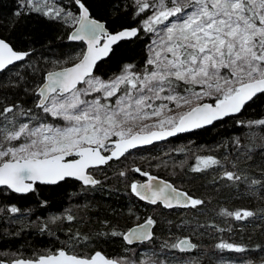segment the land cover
Here are the masks:
<instances>
[{
	"label": "trees",
	"instance_id": "1",
	"mask_svg": "<svg viewBox=\"0 0 264 264\" xmlns=\"http://www.w3.org/2000/svg\"><path fill=\"white\" fill-rule=\"evenodd\" d=\"M22 2L0 0V37L14 49L29 52L25 60L0 72V111L16 106L0 117V127L10 121L17 126L27 122L30 116L21 112L28 110L44 122H55L57 119L35 107V90L48 70L71 64L83 51L81 42L67 39L73 25L35 11L31 5L22 7ZM81 2L111 32L140 29L137 36L113 46L93 74L101 80L113 79L125 65L142 72L149 58L151 33L143 26L149 11L137 14L134 0ZM51 4L70 13L79 12L75 0H52ZM17 11L21 15L17 16ZM178 91L184 93L183 88ZM260 120H264V93L256 95L235 116L129 151L93 169L99 181L95 185L66 179L56 185L38 184L36 191L27 194L0 188V264L17 258L33 259L59 248L89 256L101 251L114 259L129 258L148 248L152 253L148 258L154 261L175 255L184 260L179 264H230L218 261L229 255L243 264H264V125L249 123ZM207 157L219 163L204 168L201 159ZM198 166L201 170L194 171ZM225 172H234L241 179L229 180ZM144 173L164 178L204 203L171 209L147 204L131 191V183ZM253 180L260 183L253 185ZM12 206L19 211L12 213ZM244 210L253 215L236 219L225 214ZM149 216L154 221L152 239L127 245L122 238L125 230ZM181 237L190 238L194 249L181 252L171 247ZM222 242L245 251L219 248ZM128 258L122 264H128Z\"/></svg>",
	"mask_w": 264,
	"mask_h": 264
},
{
	"label": "snow or ice",
	"instance_id": "2",
	"mask_svg": "<svg viewBox=\"0 0 264 264\" xmlns=\"http://www.w3.org/2000/svg\"><path fill=\"white\" fill-rule=\"evenodd\" d=\"M75 2L81 10L78 19L70 12L46 4L42 9L41 0H23L21 5H31L33 10L43 11L52 18H60L62 12L66 21L72 18L79 27L69 39L86 40L87 51L79 54L78 62L71 67L48 72L47 82L38 88L35 107L63 123L44 122L28 110L21 112L30 116L27 122L17 126L10 121L11 130L0 127V185L16 193L34 192L37 184L56 185L68 178L95 185L99 181L87 174L89 168L119 159L138 145L238 113L253 96L264 93V0H135L137 14L152 11L143 21L144 29L156 36L149 48L151 54L142 72L133 65H125L120 75L107 82L93 74L96 62L112 51V45L137 36L140 29L110 33L103 23L90 18L89 9L81 0ZM16 15L21 12L17 11ZM28 55L15 51L0 38V70ZM180 88L184 95L178 91ZM205 97L214 98L215 103L198 102L188 111L167 114L173 109L164 101L179 108L191 104L192 98L201 101ZM14 107H5L0 117L13 112ZM153 118L152 124L144 123ZM249 123L264 125V120ZM105 152L110 154L104 155ZM218 163L212 157L201 159L204 168ZM200 170L199 166L194 169ZM224 175L229 180L241 179L234 172ZM153 179L150 177L146 184L132 183L131 191L152 204L162 201L169 208L173 202L191 207L204 203L166 182L154 187ZM258 183L252 181L253 185ZM10 211L16 213L19 209L12 206ZM225 214L236 219L253 215L247 210ZM153 223L151 218L146 221L148 225ZM150 238L145 225H138L124 235L129 244L133 239ZM171 247L184 250L195 246L184 239ZM218 247L245 251L224 242ZM14 264L120 262L106 258L99 251L89 256L60 248L55 253L17 260Z\"/></svg>",
	"mask_w": 264,
	"mask_h": 264
},
{
	"label": "water",
	"instance_id": "3",
	"mask_svg": "<svg viewBox=\"0 0 264 264\" xmlns=\"http://www.w3.org/2000/svg\"><path fill=\"white\" fill-rule=\"evenodd\" d=\"M80 11H81V10H79V15H80ZM79 15H78V17H79ZM89 15H90V12H89ZM90 18L95 19V20H98V21H100L101 23H103V24L105 25V28L107 29V31L110 32L109 29L106 27V24H105L104 21L99 20V19H97V18H95V17H93V16H91V15H90ZM78 27H79V25H78L77 23H75V25L73 26V28L70 30L67 39H68V41H70V42H82L83 45H84V50H83V53H84V52L87 51V41H86V40H85V41H80V40L73 41V40H70V39H69L70 35H72V34L76 31V29H77ZM125 29H126V28H125ZM121 30H123V29H120V30H117V31H113V32H110V33H113V34H114L115 32H118V31H121ZM0 38H1V37H0ZM130 38H132V37H130ZM2 39H3V38H2ZM125 39H129V38H125ZM6 42H7V41H6ZM119 42H120V41H119ZM8 43H9V42H8ZM102 43H103V37H101V45H102ZM117 43H118V42H117ZM117 43H116V44H117ZM9 44H10V43H9ZM116 44L112 45V48H113V46H115ZM10 46H11V44H10ZM13 49H14V48H13ZM14 50H15V51H18V52H28V51H21V50H17V49H14ZM28 53H29V52H28ZM109 54H110V53H109ZM109 54H108V55H109ZM108 55H107V56H108ZM107 56H104V57H102L100 60H98V61L96 62V65H97L98 62H100L101 60L105 59ZM25 58H26V57H25ZM24 60H25V59H24ZM22 61H23V60H22ZM19 62H21V61H14L11 65L16 64V63H19ZM76 62H78V59L75 60L73 63H76ZM73 63L68 64V65H64V66H60V67H57V68H54V69H51V70H48V71L45 73L44 78H43V81L38 85V87H37L36 90H35L36 95H37V101H36V103L38 102V99H39V97H38V88H39L41 85H43L44 83L47 82V79H46V78H47V73H48V72H53V71H59L61 68H64V67H71ZM11 65H8L6 68L10 67ZM6 68H5V69H6ZM95 68H96V66L94 67L93 72H94ZM5 69H3V70H5ZM3 70H0V72L3 71ZM78 86H79V85H78ZM258 94H260V93H257L256 95H258ZM256 95H255V96H256ZM255 96H253V98H254ZM253 98H252V99H253ZM252 99H251V100H252ZM251 100L247 101V102L245 103V105L248 104ZM200 103L214 104V103H210V102H200ZM245 105H244V106H245ZM194 106H195V105H194ZM244 106H243V107H244ZM242 109H243V108H242ZM242 109H241V110H242ZM188 110H189V109H188ZM188 110H187V111H188ZM238 113H239V112H238ZM238 113H233V114H230V115H228V116L221 117L220 119L214 120L211 124L202 125V126L199 127V128H189L188 130L183 131V132H176V133H175L174 135H172V136H166L164 139L153 140L152 143H150V144H141V145H138L136 148L129 149L128 151H130V150H134V149H137V148L146 147V146L152 145V144H154V143H159V142L166 141V140H168V139H170V138H173V137L177 136L178 134H183V133L191 132V131H193V130L201 129V128H204V127H209V126H211L213 123H215V122H217V121H220V120H222V119H224V118H226V117H229V116H235V115H237ZM153 130H158V129H153ZM128 151H127V152H128ZM109 154H110V153L108 152L107 154H104V155H109ZM121 157H122V156H121ZM112 160H116V159L114 158V159H112ZM109 161H111V160H109ZM109 161H108V162H109ZM103 165H105V164L98 165V166H96V167L103 166ZM93 168H95V167H93ZM87 174L91 175L92 178L95 179L94 176H93V174L89 173L88 171H87ZM150 177L155 178V179L152 180V184H153L154 187L157 186V185H159V184H162V183H165V182H166V183L170 184L172 187L176 188L177 190H179V191H181V192H184V191H182L181 189L175 187V186H174L171 182H169L168 180L163 179V178H161V177H159V176H155V175H149V176H147L146 178L142 179L141 181H138L137 183H138V184H146V183L149 182V178H150ZM68 179H74V180L78 181L79 183L85 185V184L83 183V181H81V180H79V179H76V178H68ZM37 185H38V184H37ZM88 185H90V184H88ZM3 187H4V188H7L6 186H2V185H0V188H3ZM7 189L10 190L11 192H14L13 190H11V189H9V188H7ZM14 193H16V192H14ZM17 194H27V193H17ZM135 195H136V194H135ZM136 196H137V195H136ZM137 197H138V196H137ZM138 198H139L140 200H142L143 202H145V203L152 204V203L150 202V200H147V199H141L140 197H138ZM156 204H160V205H162L163 207H166V206H164V204H163L162 201H158ZM156 204H154V205H156ZM174 207H180V208H181V207H185V206H182V205H176L175 202H173V207H171V208H174ZM166 208H169V207H166ZM147 220H148V219L143 220L142 222H139V223H136V224L131 225V226H130V227H129V228L123 233L122 238H123V241H124L127 245H135V244H139V243H143V242H148V241H150V240L152 239V237H153L154 223L151 224V225H148V224H146V221H147ZM138 225H145V229H146L149 233H151V238H150V239H142V240H135V239H133L132 243L129 244V243L124 239V235L128 234V233H129V230L137 229ZM184 239H187L191 245H194V243H193L189 238H186V237H182V238H180V239L176 242V244H179V241H180V240H184ZM177 248H178L180 251H185V252H189V251H191V250L194 249V247H187V248H185L184 250H181L180 247H177ZM103 255H104V254H103ZM104 256H105V255H104ZM105 257H106V256H105ZM106 258H107V257H106ZM108 259H110V258H108ZM17 260H21V259H14V260H12L11 262H9V263H5V264H14V262L17 261ZM22 260L27 261V260H33V259H22ZM111 260H113V259H111ZM114 261H115V260H114Z\"/></svg>",
	"mask_w": 264,
	"mask_h": 264
},
{
	"label": "rangeland",
	"instance_id": "4",
	"mask_svg": "<svg viewBox=\"0 0 264 264\" xmlns=\"http://www.w3.org/2000/svg\"><path fill=\"white\" fill-rule=\"evenodd\" d=\"M51 1L52 0H41V7H42V9H43V6L46 4L48 7H52V8H55V9H61V8H59V7H53L52 6V4H51ZM134 2H135V0H134ZM157 2H158V0H157ZM136 4V3H135ZM63 10V9H62ZM64 12H68V11H66V10H63ZM73 14V16L76 18V19H78V13H72ZM150 15H152V11H149V16ZM66 24H71V25H73L74 23H75V21L72 19V18H69V19H67V21L65 20V18H64V16H63V12H62V15H61V17H60ZM151 33V35H150V42H149V44H148V46H147V52H148V56H150V52H149V48L150 47H152V41L154 40V39H156V36H155V34L154 33H152V32H150ZM109 80H111V79H109ZM109 80H103V81H105V82H107V81H109ZM84 85H82V86H80V87H83ZM123 87V86H122ZM93 95H95V94H93ZM181 95H184V93H181ZM91 97H89V99H90ZM208 97H205V98H203L201 101H204L205 99H207ZM201 101H197L195 98H192V102H191V104H186V105H182L181 107H179V108H175L174 107V105L173 104H171V103H169V102H167V101H164V103H168L169 104V107L170 108H172L173 109V111L172 112H169V113H167L168 115H175L176 113H179L180 111H182V110H185V109H187V108H189L190 106H192V105H194V104H197L198 102H201ZM157 103H160L159 101L157 102ZM51 118H53V119H57V120H55V122H54V120H50L52 123H55V124H61V123H63L61 120H59L58 118H54V117H51ZM9 119V118H8ZM154 120H155V118H153V119H151V120H146V121H144V123H148V124H152L153 122H154ZM47 123H49V122H47ZM7 127V129L8 130H11L12 129V127H10L11 125L9 124V123H5V124H3L1 127ZM113 140H116V139H118L117 137H113L112 138ZM13 143H16V142H13ZM113 145H109V147L111 148ZM132 183H135V181H133ZM131 183V184H132ZM148 218H150V216L148 217ZM135 251V250H134ZM149 252V250H148V248H145V250H143V251H141V252H139V254H138V252H135V253H133L134 255L132 256V257H127L128 258V264H130V262H134V264H179V263H182L184 260L182 259V258H179V257H176L175 255H167V257L165 258V260H161V261H154L155 260V258H148V257H150V254H152V253H148ZM153 256H156L154 253H153ZM127 258H125V259H121V258H118V259H116L117 261H120L121 263H125L126 262V260H127ZM145 259L146 260H148V261H145ZM219 262L221 261H224V262H228V263H230V264H243V261L242 260H239V259H237V258H234V257H232V256H229V255H225V256H223L222 258H221V260H218Z\"/></svg>",
	"mask_w": 264,
	"mask_h": 264
},
{
	"label": "flooded vegetation",
	"instance_id": "5",
	"mask_svg": "<svg viewBox=\"0 0 264 264\" xmlns=\"http://www.w3.org/2000/svg\"><path fill=\"white\" fill-rule=\"evenodd\" d=\"M91 171H92V170H91ZM135 245H138V244H135ZM130 246H134V245H130ZM59 249H60V248H59ZM57 250H58V249H57ZM57 250H55V251H53V252H50V253H55ZM139 250H141V249H139ZM139 250H138V251H139ZM95 252H96V251H95ZM100 252H101V251H100ZM48 254H49V253H48ZM91 255H92V254H91ZM91 255H90V256H91Z\"/></svg>",
	"mask_w": 264,
	"mask_h": 264
},
{
	"label": "bare ground",
	"instance_id": "6",
	"mask_svg": "<svg viewBox=\"0 0 264 264\" xmlns=\"http://www.w3.org/2000/svg\"><path fill=\"white\" fill-rule=\"evenodd\" d=\"M19 3H21V2H19ZM18 259V258H17Z\"/></svg>",
	"mask_w": 264,
	"mask_h": 264
}]
</instances>
